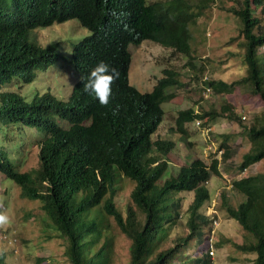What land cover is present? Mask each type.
<instances>
[{
    "label": "trees",
    "instance_id": "trees-1",
    "mask_svg": "<svg viewBox=\"0 0 264 264\" xmlns=\"http://www.w3.org/2000/svg\"><path fill=\"white\" fill-rule=\"evenodd\" d=\"M210 1L0 0V83L11 77L31 82L36 68L57 58V44L39 47L28 40L31 30L75 19L88 31L71 45L70 62L78 79L67 101L49 91L30 101L14 91L0 92L1 125L21 124L41 133L35 142L36 168L17 171L7 150L0 148V173L19 187L22 197L39 201L48 221L46 229L66 243L63 253L69 264H110L108 236L93 249L107 229L109 218L129 239L127 264H173L176 258L180 263L181 252L196 230L209 232L211 217L198 210L209 200L204 183L220 175L218 162L212 158L205 164L195 157L180 163L176 172L159 182L175 143L159 137L152 139L151 135L163 116L160 104L173 96L167 89L178 85L179 80L177 72L164 68L149 91H138L128 83L127 47L150 40L191 57L188 25ZM228 11L240 23L245 74L228 83L209 79L202 84L215 94H228L244 86L249 95H257L262 102L261 116H254L250 124L245 121L249 148L237 165L241 170L261 161L262 170L230 181V188L244 196L234 207L225 204L223 191L220 198L226 217L234 219L252 238L234 246L241 252L253 253V264H264V56L256 53L257 48H264V27L260 24L264 0H240L237 8ZM99 61L119 72L107 106H102L94 94L83 91V81ZM217 116L239 122L233 108L223 103L218 110H179L174 127L179 134H185V123ZM221 147L222 157L226 158L227 147ZM119 175L133 182L124 215L114 205ZM182 191L192 192L186 209L188 233L171 247L156 251L165 237V226L180 216L179 199L173 194ZM161 229L165 230L162 234ZM0 264H4L2 253Z\"/></svg>",
    "mask_w": 264,
    "mask_h": 264
},
{
    "label": "rangeland",
    "instance_id": "rangeland-1",
    "mask_svg": "<svg viewBox=\"0 0 264 264\" xmlns=\"http://www.w3.org/2000/svg\"><path fill=\"white\" fill-rule=\"evenodd\" d=\"M153 1L156 0H146V3ZM239 1L211 0L195 22L188 25L187 42L191 57L172 52L150 40H142L138 45L129 44L127 47L130 53L127 79L138 91H149L156 79L163 75L164 68L177 72L179 80L178 85L167 89L173 96L160 104L163 116L151 135L152 139L159 137L175 143L165 173L159 182L176 172L180 163L195 157L205 164L212 158L218 162L220 175L211 176L204 183L209 192V200L198 210L216 220L214 224L211 223L213 232L208 234L212 239H206L204 231H198L202 228H198L181 252L180 263L179 258H176L173 264H207V255L210 264H253V253L241 252L234 246L252 241V238L242 231L234 219L226 217L220 192H224L225 204L234 207L244 196L230 188V181L262 170L261 161L246 167L242 174L237 165L241 155L249 148L244 133L246 122L250 124L254 116L260 117L263 105L257 95L248 94L247 87L234 88L228 94H215L202 84L203 80L209 79H220L228 83L245 74L242 39L238 33L240 23L228 11L229 8H237ZM260 24L264 27V13L260 17ZM87 33L75 19L31 30L28 40L39 47L58 44L57 58L53 63L35 70L31 82L23 83L17 77H11L0 83V91H14L25 101H30L36 94L47 90L56 98L67 100L72 84L77 80V73L70 62V47ZM256 53L264 56V48H257ZM223 103H228L233 108L239 122L219 116L204 117L200 119L199 125H195L193 121L185 123V134H179L175 130L174 118L177 111L188 107L202 111L218 110ZM241 115H245L244 120H240ZM40 134L35 128L0 124V148L7 150V157L14 169L23 172L37 167L38 147L35 142ZM221 144H225L229 152L226 158L222 157ZM115 186L114 205L124 215L133 182L119 175ZM173 197L179 199L180 216L172 225L165 226V237L156 251L171 247L175 240L184 238L188 233L186 209L191 202L192 192H177ZM0 204V212L9 216V223L0 225V253L4 256V264H69L63 253L66 243L64 239L46 229L45 222L48 221L40 209L39 201L22 197L19 187L1 173ZM107 222V229L97 243H94L93 249L96 250L104 242V236H108L112 248L111 257L109 254L110 264H127L129 239L119 232L112 219L109 218ZM163 232L165 230L161 229L160 234ZM209 249L212 251L211 255L208 254Z\"/></svg>",
    "mask_w": 264,
    "mask_h": 264
},
{
    "label": "clouds",
    "instance_id": "clouds-1",
    "mask_svg": "<svg viewBox=\"0 0 264 264\" xmlns=\"http://www.w3.org/2000/svg\"><path fill=\"white\" fill-rule=\"evenodd\" d=\"M56 23V22H53ZM51 23V24H53ZM50 24V25H51ZM79 24V23H78ZM49 26V25H48ZM46 27V26H45ZM43 28V27H40ZM36 29V28H35ZM53 44V43H51ZM57 44V43H55ZM50 45V44H48ZM47 46V45H46ZM58 46V44H57ZM43 48V47H41ZM71 49V47H70ZM54 62V61H53ZM52 62V63H53ZM43 66H40L38 68H41ZM38 68H36L35 70H37ZM74 69V68H73ZM75 70V69H74ZM76 71V70H75ZM77 73V72H76ZM119 78V72L116 68L110 66L109 64H107L104 61H99L95 64V66L90 70L86 81H83V91L89 94H94L95 98L98 99L99 103L102 106H107L110 102V98L112 96V85L115 83V81ZM77 79H78V75H77ZM77 81V80H76ZM76 82H74L72 84H75ZM71 87V89H72ZM71 89L70 92L67 96V100L69 99V95L71 93ZM5 91V90H2ZM0 91V92H2ZM10 91V90H9ZM47 91V90H46ZM44 92V91H43ZM41 94V93H40ZM39 95V94H36ZM53 95V94H52ZM34 97V96H33ZM32 97V98H33ZM58 99V98H57ZM61 100V99H60ZM67 100H63V101H67ZM196 120V119H194ZM193 120V123H194ZM200 120V119H198ZM160 123V122H159ZM1 124V123H0ZM200 124V123H199ZM198 124V125H199ZM21 127H29V126H22L21 124H18ZM158 126V125H157ZM29 128H35V127H29ZM37 129V128H35ZM157 129V128H156ZM156 131V130H155ZM221 153V152H220ZM20 172V171H19ZM3 175V174H2ZM4 176V175H3ZM1 205V204H0ZM211 217V215H210ZM212 221V219H211ZM9 223V216L5 213V212H0V225H6ZM210 232H213L210 228L209 232L206 234V239H208L209 237L212 239L211 236H208V234ZM213 244V243H212ZM206 255H207V245H206ZM208 257V263L210 264V260H209V256Z\"/></svg>",
    "mask_w": 264,
    "mask_h": 264
},
{
    "label": "built area",
    "instance_id": "built-area-1",
    "mask_svg": "<svg viewBox=\"0 0 264 264\" xmlns=\"http://www.w3.org/2000/svg\"><path fill=\"white\" fill-rule=\"evenodd\" d=\"M206 87H208V86H206ZM240 118H241V119H245V115H241ZM199 123H200V120H198V119L194 120V124H195V125H198ZM245 171H246V167H245V168H242L241 170H239V172H240L241 174H242L243 172H245ZM210 209L212 210V208H210ZM214 222H216V220H215V219H212L211 223L214 224ZM208 240H211V238L209 237ZM209 247H210V244H209ZM211 253H212V251L209 249V250H208V254L211 255Z\"/></svg>",
    "mask_w": 264,
    "mask_h": 264
},
{
    "label": "crops",
    "instance_id": "crops-1",
    "mask_svg": "<svg viewBox=\"0 0 264 264\" xmlns=\"http://www.w3.org/2000/svg\"><path fill=\"white\" fill-rule=\"evenodd\" d=\"M222 150V149H221ZM222 155V154H221Z\"/></svg>",
    "mask_w": 264,
    "mask_h": 264
}]
</instances>
